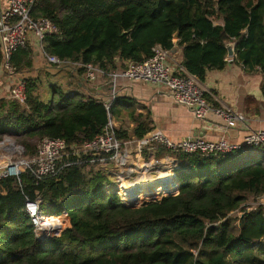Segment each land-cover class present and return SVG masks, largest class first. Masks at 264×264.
<instances>
[{"label":"trees","instance_id":"1","mask_svg":"<svg viewBox=\"0 0 264 264\" xmlns=\"http://www.w3.org/2000/svg\"><path fill=\"white\" fill-rule=\"evenodd\" d=\"M30 16L46 17L57 28L42 48L65 63H48L30 44L11 56L26 101L0 97V140L18 139L25 155H34L44 137L91 141L107 122L103 103L81 90L52 85L48 102L39 97L40 71L47 77L65 67L78 86L83 68L68 63L110 72L149 58L156 44L170 51L177 46L185 71L203 81L207 71L225 66L226 44L233 43V61L263 74L264 96V0H35ZM134 103L118 96L108 110L117 122H138L130 130L119 125V140L140 138L151 128L134 115ZM165 155L177 162L178 193L136 208L108 190L112 178L93 164L68 166L39 182L28 171L0 178V264H264V206L230 215L248 198L264 195V149L209 156L156 150V158ZM28 199L39 200L50 216L66 212L69 227L37 240Z\"/></svg>","mask_w":264,"mask_h":264},{"label":"built area","instance_id":"2","mask_svg":"<svg viewBox=\"0 0 264 264\" xmlns=\"http://www.w3.org/2000/svg\"><path fill=\"white\" fill-rule=\"evenodd\" d=\"M34 1L7 0L8 8L0 15V48L3 57L0 68L7 74L4 98L18 104H25L26 94L25 82L18 77L15 68L10 64L14 51L32 43L48 63L58 66H63L65 63L56 56L44 52L43 38L56 32L57 28L46 17L33 18L30 16ZM151 52V56L142 62H127L125 68L110 72L103 71L93 63H68L73 67L83 68L85 81L94 84L104 79V85L108 87L105 97L99 94L91 95L95 100L102 102L107 111V122L101 133L91 141L82 144H68L63 138L44 137L38 141L36 152L31 156L25 155L22 145L5 136L0 140V178L10 176L18 178L22 172L28 171L39 182L56 177L68 166L83 163L93 164L99 170L114 172L118 185L113 192L126 206H130L131 204H127L129 201L132 203L138 196L147 195L158 187L154 185L153 189H150L151 191L143 192L140 187L136 186V188L127 191L120 187L124 181H133L142 173L152 174L156 168H164L170 172L178 169L176 160L171 156L165 155L156 158L151 154L152 157H148L157 149L196 153L203 156L236 150L242 151L248 147L264 149V129L249 130L242 145L231 143L223 137L208 140L202 137L186 136L172 141L162 133L154 131L148 132L140 138L132 137L125 141L119 140L115 135L119 124L108 110L112 102L119 96L122 84L128 82L141 81L153 85H164L173 99L188 107L197 119H205L210 111H215L216 114L228 120L243 119L242 116H238L230 110L214 109L205 98V91L197 78L185 71L181 62L176 60L170 50L156 44L152 47ZM173 175V187L175 186L176 192L169 193V195L178 193V181L175 179V173ZM156 192H158V197L155 199L161 198V194L164 195L161 190H156ZM153 201L156 200L153 198ZM258 205H264V195L257 197L255 202L243 203L230 215L236 213L239 217L244 210L250 211ZM25 208L32 222L34 235L39 241H47L60 236L67 226L66 212H62L56 217L45 214L41 211L40 201L37 199H28Z\"/></svg>","mask_w":264,"mask_h":264},{"label":"crops","instance_id":"3","mask_svg":"<svg viewBox=\"0 0 264 264\" xmlns=\"http://www.w3.org/2000/svg\"><path fill=\"white\" fill-rule=\"evenodd\" d=\"M7 8V0H0V15ZM220 23V19L214 21V24ZM230 44L234 46L233 43ZM34 49L35 55H39L36 47ZM171 53L178 62H181L179 47L175 46ZM235 57L234 52L232 57L226 58L227 63L222 69L207 71L204 80H198V82L214 109L230 110L242 116V120H228L216 114L215 111H210L203 120L197 119L188 107L173 99L164 85H153L141 81L128 82L120 87L119 96L134 99V115L141 114L142 120L150 121L151 128L148 132L162 133L172 141L186 136L202 137L208 140L223 137L231 143L242 145L249 130L264 129V96L261 91L263 74L259 68L252 72L246 71L242 63L233 61ZM64 68L57 72L67 69ZM80 79L78 86L69 87L70 91L78 89L86 96L95 94L107 96L108 87L104 85V79L94 84L85 81L83 75ZM6 82L7 74L0 68V97H5ZM118 124L130 130L138 122L131 121L127 117L122 122L118 121ZM155 153H150L148 157L151 158V154L155 156Z\"/></svg>","mask_w":264,"mask_h":264},{"label":"rangeland","instance_id":"4","mask_svg":"<svg viewBox=\"0 0 264 264\" xmlns=\"http://www.w3.org/2000/svg\"><path fill=\"white\" fill-rule=\"evenodd\" d=\"M37 64H40V61H37ZM64 69H66V68H64ZM50 72H52V74L49 75V76H47V77H45L44 76V72L43 71H40V76L43 79H41L40 84H39L38 95H39V97L44 102H48L50 100V98H51V86L52 85H61L65 89H68L71 86V83L68 81V69H66L65 71H60V72H57L56 70H51ZM11 139H13L14 141L19 142L18 139L14 138V137H12ZM162 169H164V168H161V169H157L156 168V169H154V172H152V174H150V175H152V176L157 175V173L159 171H161ZM165 169H169V168H165ZM171 172L173 174L175 173V175L177 173L176 170L174 172L173 171H171ZM107 173L112 178L111 179L110 188L108 190L114 191L115 188H116V186L118 185L117 182H116L115 174H114V172H107ZM134 180L135 179H133V181ZM152 183L155 184V183H157V181L154 180V182H152ZM152 183H148V184H152ZM136 186H141V185L132 184L131 187H129V188L134 189V188H136ZM160 187L161 186H159V188ZM165 196H169V194H164V195L161 194V198L162 197H165ZM161 198H159V199H155L154 198V200H160ZM144 200H145V198H143V196L141 195V196L137 197V199L135 200V202H132V203H136V205H133L132 204L131 206H134L133 208L139 207L143 203L152 202L153 201V198L151 200H148V201L143 202ZM256 200H257V198L254 199V198H251L250 197V198H248V200L246 201V203H252V202H255ZM140 203H142V204H140ZM127 204H131V203H127ZM231 216L232 217H237V214L236 213L235 214H231ZM66 224H67L66 228L69 227V223L67 222ZM93 250H97V248H94Z\"/></svg>","mask_w":264,"mask_h":264},{"label":"bare ground","instance_id":"5","mask_svg":"<svg viewBox=\"0 0 264 264\" xmlns=\"http://www.w3.org/2000/svg\"><path fill=\"white\" fill-rule=\"evenodd\" d=\"M154 180H156L157 183L153 184L152 182H154ZM173 182H174L173 173L170 172L169 170H161L157 173V175L154 176L150 174L142 173L137 178H135L134 181H124L120 187L123 188L124 190L130 191L132 189L129 187H131L132 184L141 185L138 187H140L141 190L144 192L145 190L149 191L150 189H153V186L157 185L158 189L156 190H161L163 193L169 194V193H174L176 190L175 186L173 187ZM148 183H152V184H148ZM159 186L161 187L159 188ZM156 190H152V191L150 190L151 192L147 193V195L143 194L142 195L143 198H145V200L156 198L158 196L157 195L158 192L155 193ZM129 203H131V201H129ZM132 204L136 205V203H131V205Z\"/></svg>","mask_w":264,"mask_h":264},{"label":"water","instance_id":"6","mask_svg":"<svg viewBox=\"0 0 264 264\" xmlns=\"http://www.w3.org/2000/svg\"><path fill=\"white\" fill-rule=\"evenodd\" d=\"M176 35V34H175ZM226 46H227V57H232L233 55H234V46H232L230 43H227L226 44ZM175 179H176V181H178L177 180V177H176V175H175ZM179 185V184H178ZM177 185V186H178ZM170 196V195H169ZM128 207H134V206H128Z\"/></svg>","mask_w":264,"mask_h":264}]
</instances>
